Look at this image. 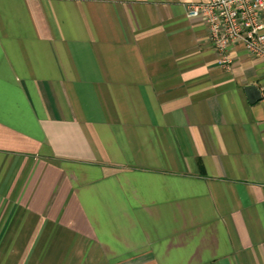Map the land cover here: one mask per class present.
<instances>
[{"label":"crops","instance_id":"crops-1","mask_svg":"<svg viewBox=\"0 0 264 264\" xmlns=\"http://www.w3.org/2000/svg\"><path fill=\"white\" fill-rule=\"evenodd\" d=\"M199 1L0 0V264H264V61Z\"/></svg>","mask_w":264,"mask_h":264},{"label":"built area","instance_id":"built-area-1","mask_svg":"<svg viewBox=\"0 0 264 264\" xmlns=\"http://www.w3.org/2000/svg\"><path fill=\"white\" fill-rule=\"evenodd\" d=\"M187 15L199 18L227 69L233 66L231 51L242 43L246 52L264 61V0H204L187 4Z\"/></svg>","mask_w":264,"mask_h":264},{"label":"water","instance_id":"water-1","mask_svg":"<svg viewBox=\"0 0 264 264\" xmlns=\"http://www.w3.org/2000/svg\"><path fill=\"white\" fill-rule=\"evenodd\" d=\"M247 92L251 95L252 97V102L260 98V90L256 86H248L246 88Z\"/></svg>","mask_w":264,"mask_h":264}]
</instances>
